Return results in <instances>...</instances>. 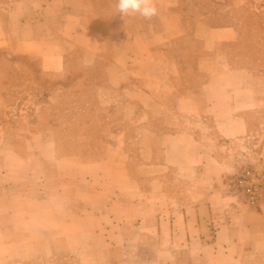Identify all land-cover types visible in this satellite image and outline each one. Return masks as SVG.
Instances as JSON below:
<instances>
[{"label":"crops","instance_id":"crops-1","mask_svg":"<svg viewBox=\"0 0 264 264\" xmlns=\"http://www.w3.org/2000/svg\"><path fill=\"white\" fill-rule=\"evenodd\" d=\"M154 2L146 20L121 16L117 0H0V51L98 76L86 90L107 113L105 131L83 136L105 141L87 156L56 131L0 125V239L17 237L0 250L23 252L3 264L264 259V200L228 187L242 166L264 169V0ZM185 5L206 13L188 31Z\"/></svg>","mask_w":264,"mask_h":264},{"label":"rangeland","instance_id":"rangeland-1","mask_svg":"<svg viewBox=\"0 0 264 264\" xmlns=\"http://www.w3.org/2000/svg\"><path fill=\"white\" fill-rule=\"evenodd\" d=\"M177 14L183 16L188 31L197 25V22L196 24L193 22V17L206 13L195 11L192 6L185 5ZM250 19L252 21L255 18L250 17ZM218 20L213 18L210 21L216 23L219 22ZM236 49L233 50L236 51ZM2 56L7 57L8 60H4L6 64H3L7 68V78L1 90L3 102L0 108V125L8 126V129L15 134L19 133L21 136L30 137L31 133L33 134L37 130L56 131L62 146L69 147L75 152L80 151L84 156H87L90 147L103 142L97 139H83V136L88 135L95 137L106 128L104 119L107 113L105 109L101 108L100 93L86 90L89 86L94 87L101 84L98 76L90 74L66 76L43 73L38 60L14 57L5 51H0V57ZM234 62L238 64L250 62L254 66L257 63L255 60L236 59ZM78 64L79 61H76L74 68H78ZM78 79L81 82L74 83ZM69 87L77 89V91L70 90L68 92ZM256 120L258 122L255 123V127H260L258 123L264 120V111L256 116ZM16 240L17 237H4V239H0V243L2 241V244H9ZM6 250H0V264H3L6 259L11 263L16 262L23 255V252ZM73 258V263H80V255L75 254ZM244 264H264V259L261 257L251 258L245 260Z\"/></svg>","mask_w":264,"mask_h":264},{"label":"built area","instance_id":"built-area-1","mask_svg":"<svg viewBox=\"0 0 264 264\" xmlns=\"http://www.w3.org/2000/svg\"><path fill=\"white\" fill-rule=\"evenodd\" d=\"M229 190L250 206L264 200V169L247 164L229 181Z\"/></svg>","mask_w":264,"mask_h":264},{"label":"clouds","instance_id":"clouds-1","mask_svg":"<svg viewBox=\"0 0 264 264\" xmlns=\"http://www.w3.org/2000/svg\"><path fill=\"white\" fill-rule=\"evenodd\" d=\"M117 11L123 17L139 15L146 20L158 13L154 0H117Z\"/></svg>","mask_w":264,"mask_h":264}]
</instances>
